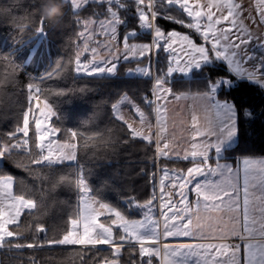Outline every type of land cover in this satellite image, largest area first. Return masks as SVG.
Segmentation results:
<instances>
[{
	"label": "snow or ice",
	"instance_id": "obj_1",
	"mask_svg": "<svg viewBox=\"0 0 264 264\" xmlns=\"http://www.w3.org/2000/svg\"><path fill=\"white\" fill-rule=\"evenodd\" d=\"M43 2L44 0L41 4ZM61 2L63 15L59 19L62 21L69 12L72 13L74 22L81 29L76 36L83 41L82 47L76 44L74 57L57 61L52 71L31 78V82L22 89L26 92V97L19 121L12 131L0 136V167L8 161L30 176L34 175L45 181L49 176H43L35 170L47 169L50 175L55 176L54 186L62 185L74 190L79 196V203L70 218L63 222L58 238L48 239V228L42 221L46 207L45 192L48 190L41 187L29 189L23 180L15 181L12 176L0 175V250L11 252L46 245L80 246L76 254L81 258V264H86L83 260L85 250L98 251L97 246L108 245L109 255L95 260L89 257L91 264H121L125 250L128 252L127 264H153L154 258L160 257L162 252L163 264H190L193 257L197 258L195 264H221L219 257L222 255H226L232 264H264V157H241L235 168L231 164L220 163L221 160H227V152L240 145L241 123L256 118L255 105L245 107V102L238 104L237 99L230 98L229 94L238 90L241 85L258 88L264 93V51L259 56L249 54L250 45L264 50V34H254L244 23V19H249L255 24L256 19L250 13L245 18L242 4L234 0H207V4L202 0H147V3L146 0ZM91 5L103 8V12L98 13L93 9L91 15L81 18L80 12ZM173 8L178 9L186 19L171 15L169 9ZM37 11L40 20L35 33L42 38L46 35L44 24L48 20L41 12V5ZM257 11L261 23H264V0H258ZM122 12L125 14L124 18L121 17ZM158 18L191 30L201 38L202 43L197 44L191 35L175 29L165 32L156 23ZM133 21L138 23L134 24ZM121 26L133 30H126L121 36ZM136 28L140 31L137 32ZM144 33L151 34L150 42L129 43ZM97 34L105 37L102 45L94 40ZM90 43L96 46L90 47ZM121 45L125 60L129 55L150 57L154 50L159 51L161 48L173 54L177 46L184 51L185 59L171 56L163 75L154 77L150 89L152 98L147 93L141 97L143 104L155 113V131L148 114L135 103L127 90L122 91L110 105L113 118L127 131L129 140L138 138L148 145H154L152 159L162 157L192 161V166L186 170L167 167L160 169L163 173L159 187L162 194L159 197L162 232L161 221L153 215V201L158 199L155 189L151 197L142 203L134 197L129 198L125 209L121 210L97 198L99 193L89 184L90 170L78 160V151L86 153L96 148L97 142L113 150L119 144L128 143L118 134L122 129L108 128L104 131L81 133L69 128L65 130L62 141L55 139L56 134L62 131L51 124L53 117L59 119L57 101L73 93L71 90L51 91L42 87L46 79L69 69L77 75L100 79L117 76ZM35 51L33 49V53ZM101 52H106L107 55H101ZM83 53L90 55L82 60ZM9 55L14 58L13 62L19 59L16 50ZM24 63L26 61L21 60L17 66ZM249 63L251 67H245ZM220 65H225L223 73L218 72L213 76L203 72L205 68L215 69ZM135 73L153 78L151 63L144 68L129 70L128 75ZM174 73L181 74L183 79H193L197 73H202L203 90L195 93L191 90L174 92L170 86ZM10 86H17L14 76L0 80V97L4 96ZM84 91L86 90H80L81 93ZM222 94L223 99L220 98ZM187 95L207 101L206 108L215 113V121H209L202 128L199 118L193 113V135L189 148L177 149L168 135V98L179 100ZM49 97L56 99L50 102ZM34 107L39 109L43 120L35 116L30 119ZM125 107L132 109V122L126 119ZM135 123L139 127L134 126ZM30 124H34V128ZM21 155L27 157V163L14 159V156ZM209 160L215 162V167ZM65 163L69 164L70 169L74 163L75 169L57 173L56 168ZM151 176L154 178L155 173ZM214 177L219 179H213ZM165 181H168L170 189L176 190L178 200H173L172 191L165 190ZM14 183L17 185L15 191ZM257 192L259 196L256 195ZM189 193L195 194L194 200H189ZM164 196L168 199H164ZM22 209H27L33 217L32 224L26 225V230L32 234L31 243L17 242L26 241L28 237L9 227L12 225L19 228ZM132 209L143 210V219L130 218L127 213ZM224 213H234L228 217L231 222L228 228H225ZM40 234L44 235L43 240L39 239ZM168 237L216 240L234 237L243 243V253L239 244L160 245V239ZM256 237H260V242H250ZM224 249L230 251L225 253ZM0 264L5 262L0 261Z\"/></svg>",
	"mask_w": 264,
	"mask_h": 264
},
{
	"label": "trees",
	"instance_id": "obj_2",
	"mask_svg": "<svg viewBox=\"0 0 264 264\" xmlns=\"http://www.w3.org/2000/svg\"><path fill=\"white\" fill-rule=\"evenodd\" d=\"M42 0H0V80H7L15 77L17 86H10L6 89L3 97H0V136L10 132L16 126L21 115L22 107L25 106L26 92L22 91L31 78L43 75L47 71L55 68V63L59 60H67L74 57L76 44L82 45V40H78L76 33L80 27L74 22L72 13L69 12L61 23L56 26H49L48 21L44 27L46 35L42 38L37 37L35 29L39 27L40 15L37 11L40 8ZM147 3V0H146ZM93 9L102 13L103 8L91 5L80 12L81 18H86L92 14ZM134 11V8L132 9ZM169 13L180 19L186 17L178 9H169ZM34 14V15H33ZM125 14L122 12L121 17ZM100 18H103L102 16ZM134 24L138 23L133 21ZM166 32L172 29L189 33L197 41L202 40L191 30L184 28L170 21L159 19L156 21ZM19 29V30H18ZM131 28L120 29L121 36ZM139 32V28L135 29ZM24 41V43H20ZM133 41H151V34L144 33L139 35ZM35 49V53H33ZM16 50L19 59L13 62L14 58L9 54ZM88 53H85V57ZM7 57V58H5ZM154 68L152 67V57H144L135 60L120 61L118 65V75L112 78L100 79L95 77L77 75L70 69L61 73L54 74L51 79H46L42 87L51 91L71 90L73 95L60 98L58 112L59 119L53 117L51 124L60 128L62 131L56 134V139L65 138V130L71 128L81 133H91L104 131L108 128L122 129L118 134L121 139L129 141L125 144H119L115 149L105 148L97 142V147L88 152L78 151V160L84 164L86 169L90 170L91 177L89 184L96 190L98 199L110 203L115 207L124 210L129 198L134 197L139 202L149 199L155 189L158 198V180L162 175L161 168L184 169L186 170L191 160L156 158L154 156V145H148L140 139L129 140L126 130L113 118L111 103L116 101L118 95L127 90L135 103L146 108L141 100L144 94L151 97L150 89L155 76H162L168 66V54L161 48L154 55ZM26 61L21 66L20 61ZM151 63L153 78L141 76L140 74L128 75L129 70L144 68ZM225 65L218 68H205L203 72H208L215 76L218 72L223 73ZM174 92H191L203 90L202 73H197L193 79H183L181 75H175L170 85ZM81 89H85L83 93ZM230 98L237 99L239 104L245 102L243 106H256L254 112L255 119L247 120L241 123L240 145L230 150L225 155L227 160L236 162L241 157H264V93L258 88L241 85L238 90L229 94ZM223 99V94L220 96ZM55 97H49L52 102ZM43 97H41V101ZM70 101V102H69ZM150 111V110H149ZM152 114V113H151ZM39 115V109L33 108L30 114L36 118ZM154 118V116H151ZM34 128V124H30ZM30 138L32 133H29ZM31 142V140H30ZM15 160L27 163L26 156H14ZM213 161V160H210ZM75 164L58 166L57 173H63L68 170H74ZM143 170V171H142ZM43 176H49L48 180L37 179L34 175L30 176L23 169H19L13 163L5 161L0 172L3 175L12 176L15 181L23 180L29 188L41 187L47 189L45 192L46 207L43 210L42 221L48 228L47 238L59 236L63 222L70 218V214L79 203V196L74 191L62 185H55V176L50 175L47 169H39ZM155 173V177L151 176ZM17 185L14 183V191ZM158 199L153 201L156 205ZM141 209L129 210L130 218L141 217ZM33 217L29 215L28 210H24L19 220V228L10 225V229L25 233L28 237L26 241H17L20 243H31L32 234L26 230V225H31ZM40 240L44 235L40 234ZM97 250H85L83 260L86 264H91L89 257L95 260L101 256L109 255V246H97ZM80 246H60L46 245L41 248H24L23 250L11 252L0 250V261L5 264H81V258L76 254ZM128 252L125 250L121 257V264H127ZM153 264H159L157 257Z\"/></svg>",
	"mask_w": 264,
	"mask_h": 264
},
{
	"label": "crops",
	"instance_id": "obj_3",
	"mask_svg": "<svg viewBox=\"0 0 264 264\" xmlns=\"http://www.w3.org/2000/svg\"><path fill=\"white\" fill-rule=\"evenodd\" d=\"M241 1V0H240ZM251 65V64H250ZM195 93V92H192ZM169 102L167 105V128H168V135L169 139L172 140L173 145L177 149H188L189 145L191 143V136L193 135L192 129H191V117L193 113L197 115L199 118V123L200 126L206 127L208 125L209 121H215V113L210 109L206 108L207 106V101L201 100L194 95H187L179 100H175L171 97L168 98ZM154 118L155 119V113H154ZM199 141V138H197ZM212 155V153H210ZM257 158V157H253ZM191 160V159H190ZM240 161L237 160L236 162H233L231 160H221L220 163H228L233 166V168L237 167L238 162ZM209 163L212 164L213 167H215V162L210 161ZM192 166V162L189 164L188 167ZM240 167L243 168L242 163H240ZM163 174V173H162ZM171 175V173H170ZM242 176L243 173H241V183H242ZM162 175L159 177V183H158V203L156 204L158 213L160 215L161 209L159 207V197L162 195L159 191L160 187V179ZM202 179V178H200ZM213 179H219V177H214ZM165 188L166 191H172V189L169 188L168 181H165ZM257 196H259V192L256 193ZM195 194L194 193H189V200H194ZM167 196H164V199H167ZM172 198L174 201L178 200L179 197H177L176 194H172ZM27 210V209H25ZM163 211H167V209H163ZM203 215V213H202ZM224 221H225V228H228L231 226V222L229 221L228 217L230 215H234V213H224L222 214ZM162 232V229L160 230ZM250 242L252 243H258L260 242V237H256L254 240H251ZM160 245L164 244H182V243H213V244H239L241 245V253H243V243L241 242L240 239L230 237L227 239H222V240H216V239H192V238H187V237H168L167 239L161 238L159 241ZM99 246H104V245H99ZM230 251L229 249H224V252L227 253ZM163 252L161 253L160 257H157L159 260V264H163L162 260ZM239 258V257H238ZM196 257H193L192 260L190 261V264H195ZM221 264H232L231 260L228 259L226 255H222L219 257Z\"/></svg>",
	"mask_w": 264,
	"mask_h": 264
},
{
	"label": "rangeland",
	"instance_id": "obj_4",
	"mask_svg": "<svg viewBox=\"0 0 264 264\" xmlns=\"http://www.w3.org/2000/svg\"><path fill=\"white\" fill-rule=\"evenodd\" d=\"M202 2L205 3V4H207V0H202ZM234 2L242 4V6H243V16L245 18L248 17V15L250 13L251 16L256 19V23L255 24H253L251 22V20H249V19H244V23L252 30V32L254 34H257V35L264 34V23H261L260 18H259V13L257 11L258 0H241V1L240 0H234ZM122 27L123 26H121L120 29ZM120 29H119V32H120ZM176 31H178V30H176ZM233 31H236V29H233ZM97 32H98V29H97ZM178 32L187 33V32H183V31H178ZM187 34H189V33H187ZM192 38L196 41L197 44L202 43V41L201 42L197 41L193 36H192ZM94 40L99 41L101 43V45H102L105 42V37L103 35L97 34V35L94 36ZM82 43H83V41H82ZM129 43H137V44H139V43H148V41H133V42H129ZM161 43H163V42H161ZM93 46H96V45L90 43V47H93ZM81 47H82V45H81ZM262 51H264V50L257 49L253 45H250L249 46V54H254L256 56H259V55H261V52ZM166 52L168 54V60L173 55H175V57L177 59H185L184 51H182L179 46H177V50H176L175 54H173L171 51H166ZM155 53H156V51L154 50L153 53L150 55L152 57V67L153 68H154L153 61L155 62V59H154ZM100 54L101 55H107L106 52H101ZM89 55H90V53H88V56ZM119 55H120V61H124L125 59L123 57H124L125 53H124V50H123L122 45L120 46V53H119ZM84 56H85V53H83V55L81 56V59L82 60L84 59ZM135 59H141V58L140 57H132L131 55H129V58L127 60H135ZM250 64L251 63H249L248 65H245V67L250 68L251 67ZM136 74H139V73H136ZM153 74L155 76V73H153ZM175 75H181V74L174 73L173 74V77ZM153 82H154V80H153ZM194 92H197V91H194ZM141 108H142L143 111H145L148 114L149 119L151 120V122L153 124V131H155L156 130V128H155L156 120H153L152 117H151L152 115H154V113H152L151 111H149L146 108H143V107H141ZM124 113H125L126 119H129V121L132 122V120H133L132 109L130 107H125ZM37 118L43 120V117L40 115V111H39V115H38ZM134 126L139 127L138 123H135ZM54 138L56 139V136ZM0 175H3V174L0 172ZM3 176H7V175H3ZM162 176H163V174H162ZM158 183H159V180H158ZM13 189H14V185H13ZM165 190H166V188H165ZM172 194H176V190L175 189H172ZM24 210L25 209H22L21 210V214L23 213ZM153 215L155 216L156 219H159L161 221V229L163 231V227H162L163 220L161 219V215H159V213H158L157 206L154 205V204H153ZM20 217H21V215H20ZM20 217H19V220H20ZM101 219L103 220L104 217H101ZM132 219H143V210L141 211V217H139V218H132Z\"/></svg>",
	"mask_w": 264,
	"mask_h": 264
},
{
	"label": "clouds",
	"instance_id": "obj_5",
	"mask_svg": "<svg viewBox=\"0 0 264 264\" xmlns=\"http://www.w3.org/2000/svg\"><path fill=\"white\" fill-rule=\"evenodd\" d=\"M41 12L48 22L56 27L61 23L59 17L63 15V3L61 0H44L41 4Z\"/></svg>",
	"mask_w": 264,
	"mask_h": 264
}]
</instances>
